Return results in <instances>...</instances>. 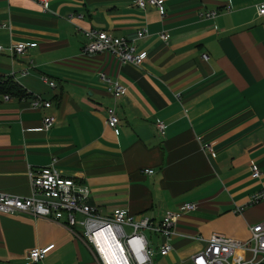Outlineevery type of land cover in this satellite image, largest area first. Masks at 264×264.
Wrapping results in <instances>:
<instances>
[{
    "label": "crops",
    "instance_id": "0c3cea01",
    "mask_svg": "<svg viewBox=\"0 0 264 264\" xmlns=\"http://www.w3.org/2000/svg\"><path fill=\"white\" fill-rule=\"evenodd\" d=\"M44 1L0 0V45L34 43L21 55L0 52V82L25 93H0V192L30 196L28 171L51 165L85 186L102 216L122 208L158 223L178 213L165 255L164 237L143 230L151 264H191L212 235L247 241L252 225H264V199L248 203L264 187V16L255 10L264 0H161L162 15L134 0ZM88 29L131 40L145 58L81 54ZM99 72L125 88L115 100L117 134L105 125L112 98ZM30 95L49 107H32ZM46 115L54 122L41 130ZM64 221L0 211V264H99L81 227ZM249 256L239 248L229 261Z\"/></svg>",
    "mask_w": 264,
    "mask_h": 264
},
{
    "label": "built area",
    "instance_id": "2783aa9c",
    "mask_svg": "<svg viewBox=\"0 0 264 264\" xmlns=\"http://www.w3.org/2000/svg\"><path fill=\"white\" fill-rule=\"evenodd\" d=\"M42 5L46 3L41 0ZM135 5L143 9L146 5L154 6L158 13H164L161 0H134ZM257 16H264V2L256 8ZM201 15L212 17L214 12H203ZM145 30H137L136 38L143 37ZM85 43L81 47V54L89 56L95 53L106 52L120 63L139 65L145 58V52L136 50L131 40L112 36L101 30L83 31ZM164 38L165 34H159ZM34 43L25 44L16 42L5 46L0 45V52L6 50L10 56L23 54ZM201 57L206 59V54ZM22 71L20 75L25 74ZM98 78L108 86L112 101L105 107V125L114 134L118 133V115L116 113L115 100L125 92L117 80H111L104 73L99 72ZM49 86L53 83L43 78ZM9 96L4 95V98ZM30 105L34 108L49 107L50 103L40 96L30 98ZM54 122L53 115L42 118L41 130H47ZM157 129L163 133V125L158 122ZM251 176L259 177V170L254 164H250ZM151 173V169H144ZM31 187L30 196H15L0 192V211L7 213L27 212L34 217L64 219L65 224L73 229L81 227V235L91 246L94 256L99 264H151L153 249L149 246L143 230L151 231L163 236L164 241L159 248L161 255L167 254L171 246L167 239L171 237L173 225L177 221L178 213L168 211L160 222L154 223L149 217L137 218L122 208H115L111 215L102 216L97 208L87 202L89 191L85 186L77 184L74 179L61 176L51 166H43L37 171H28ZM264 199V187L255 192L249 199V204H254ZM182 208L190 211L196 208L194 202H184ZM243 206L237 207L236 212H241ZM132 227L131 233H126L124 226ZM53 247L50 244L45 247L32 248L26 256L27 261L37 262ZM247 249L249 258L239 264H264V225L254 224L250 227V236L247 241L234 240L232 238L212 235L206 241L205 247L191 257V264H231L229 259L236 249Z\"/></svg>",
    "mask_w": 264,
    "mask_h": 264
},
{
    "label": "trees",
    "instance_id": "16d2710c",
    "mask_svg": "<svg viewBox=\"0 0 264 264\" xmlns=\"http://www.w3.org/2000/svg\"><path fill=\"white\" fill-rule=\"evenodd\" d=\"M0 93H7L9 95H14L17 97L25 96L22 89L11 80H5L0 82ZM31 97V95H30Z\"/></svg>",
    "mask_w": 264,
    "mask_h": 264
}]
</instances>
